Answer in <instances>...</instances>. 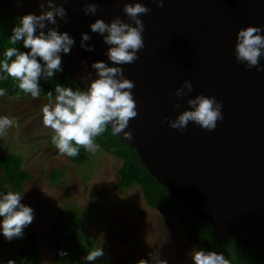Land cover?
Wrapping results in <instances>:
<instances>
[{
    "label": "water",
    "instance_id": "water-1",
    "mask_svg": "<svg viewBox=\"0 0 264 264\" xmlns=\"http://www.w3.org/2000/svg\"><path fill=\"white\" fill-rule=\"evenodd\" d=\"M96 2L99 11L86 16L84 0H67L68 21L58 20L59 31L75 40L71 54H61L62 68L81 89L89 84L81 77L91 72L95 78L93 62L111 64L109 46L90 24L116 16L128 21L123 4L137 0ZM139 2L152 9L141 17L145 47L134 64L121 65L125 77L135 82L138 115L126 129L133 140L118 136L181 203L227 237L264 252V72L246 69L234 55L240 28L264 27V0H165L163 8L152 0ZM0 7L19 19L40 12L39 0H0ZM84 32L91 36L86 43L94 45L92 51L80 46ZM185 79L193 84L191 96L223 101V120L215 130L190 122L180 132L165 121L188 107L187 97L174 95Z\"/></svg>",
    "mask_w": 264,
    "mask_h": 264
},
{
    "label": "clouds",
    "instance_id": "clouds-1",
    "mask_svg": "<svg viewBox=\"0 0 264 264\" xmlns=\"http://www.w3.org/2000/svg\"><path fill=\"white\" fill-rule=\"evenodd\" d=\"M66 2L39 0V14L29 12L21 17L20 24L12 29L10 42L12 45L22 42L29 51H21L15 46L7 47L3 59H0V80L10 77L17 82L20 91L36 99L42 92L40 78L50 79L55 73L63 71L61 54H71L75 45L74 38L67 31H59L58 20L68 21V11L63 6ZM115 2L119 4L120 0ZM152 2L158 8H163L165 0ZM82 11L86 16H95L99 11L96 0H84ZM122 11L128 21L116 16L107 22L97 18L90 24L91 32L102 36L103 42L109 46L106 55L111 64L102 60L93 62L91 68L95 70V78L91 72L81 77L89 81L86 89L73 90L56 84L54 98L52 91L46 93L48 102L41 109L43 125L53 130L52 144L61 155L75 157L79 155L81 147L89 153L97 152L100 145L96 143V137L101 136L109 125L112 135L122 133L127 141L134 138L132 132L126 129L138 115L132 93L135 82L125 77L121 65L134 64L139 59L138 53L145 47V24L141 17L152 9L137 0L125 2ZM262 33L264 27L258 25H248L237 31L235 60L248 70L255 68L257 72H264V65L260 63L264 57ZM90 40L87 32L81 33L80 46L86 51L94 49V45L86 43ZM193 90L192 82L185 79L174 95L181 99L187 97L188 107L175 118L165 117V121L170 128L180 132L190 122L207 131L215 130L218 121L223 120V101L204 94L191 96ZM5 93L6 90L0 88V96ZM175 107L180 108V103L177 102ZM13 126L19 127L14 118L0 116V137ZM21 200V192L0 194V217H3L0 230L8 240L22 237L23 229L34 218L33 209L22 204ZM60 255L66 256L67 252L61 251ZM103 255L102 248L98 247L88 251L84 259L94 262ZM191 256L193 264H230L223 253L215 251L193 248ZM139 264H144V261L141 260Z\"/></svg>",
    "mask_w": 264,
    "mask_h": 264
},
{
    "label": "rangeland",
    "instance_id": "rangeland-1",
    "mask_svg": "<svg viewBox=\"0 0 264 264\" xmlns=\"http://www.w3.org/2000/svg\"><path fill=\"white\" fill-rule=\"evenodd\" d=\"M47 102L42 95L36 99L0 96V116L19 124L0 137V153L21 156L31 174L21 203L33 209L34 218L24 229L39 238L41 259L53 262L47 235L52 219L60 218L70 230L81 227L89 247L102 248L104 255L94 264H139L141 260L144 264H193L191 252L201 248L147 205L141 187H117L122 160L100 149L89 153L87 162L74 164L49 144L54 132L43 125L41 111ZM53 171L59 172L54 182ZM17 239H6L0 230V264H8L20 248Z\"/></svg>",
    "mask_w": 264,
    "mask_h": 264
},
{
    "label": "trees",
    "instance_id": "trees-1",
    "mask_svg": "<svg viewBox=\"0 0 264 264\" xmlns=\"http://www.w3.org/2000/svg\"><path fill=\"white\" fill-rule=\"evenodd\" d=\"M19 24L20 19L12 11L0 7V59H3L7 47L15 46L21 51H29L23 47L22 42L16 45H12L10 42L13 27ZM37 59L39 60V57ZM40 62L43 64V61ZM39 84L42 90L41 95L47 97L46 93L52 91L53 98L55 97L56 84L71 87L73 90L81 89L64 71L55 73L54 77L50 79L41 77ZM0 88H4L6 90L5 95L11 98L30 95L20 91L17 82L10 77L7 80H0ZM51 137L49 144L54 146ZM96 143L107 154L122 160V165L118 169L117 187L121 190H128L136 186L141 187L147 205L158 211L167 220L178 225L192 244L205 251L223 253L230 264H264V252L247 248L236 240L227 237L201 218L188 204L181 203L149 173L133 147L125 143L118 135H112L110 126L101 136L96 137ZM69 158L74 164L84 163L89 159V152L81 147L79 155ZM23 161L24 159L19 155L0 153V169L2 171L0 194H6L9 191L23 192L26 182L31 177V174L24 169ZM58 177L59 172L53 171L51 173L53 182ZM81 229V227H75L74 230H70L60 218L52 219L47 235V245L54 252V259L51 264L95 263V261L89 262L84 259L87 252L93 248L88 246L87 235ZM20 239L25 248L19 256L18 264H48L41 259L38 249L39 238L35 232L23 229V235ZM61 251H66L67 255L61 256Z\"/></svg>",
    "mask_w": 264,
    "mask_h": 264
},
{
    "label": "flooded vegetation",
    "instance_id": "flooded-vegetation-1",
    "mask_svg": "<svg viewBox=\"0 0 264 264\" xmlns=\"http://www.w3.org/2000/svg\"><path fill=\"white\" fill-rule=\"evenodd\" d=\"M0 221H2V220H1V217H0ZM17 240H18V242H19V246H20V248H18L17 250L14 251V253H13L12 257H11V262H12V264H18V262H19V256H20V254L23 253L24 248H25V245H24V243L21 241L20 237H19ZM18 242H17V243H18ZM29 264H33V263H29Z\"/></svg>",
    "mask_w": 264,
    "mask_h": 264
}]
</instances>
